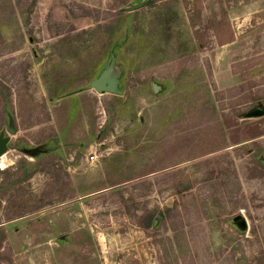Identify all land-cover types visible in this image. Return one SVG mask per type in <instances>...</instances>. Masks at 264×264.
<instances>
[{"label":"rangeland","instance_id":"1","mask_svg":"<svg viewBox=\"0 0 264 264\" xmlns=\"http://www.w3.org/2000/svg\"><path fill=\"white\" fill-rule=\"evenodd\" d=\"M0 114V264H264V0H0Z\"/></svg>","mask_w":264,"mask_h":264},{"label":"trees","instance_id":"2","mask_svg":"<svg viewBox=\"0 0 264 264\" xmlns=\"http://www.w3.org/2000/svg\"><path fill=\"white\" fill-rule=\"evenodd\" d=\"M3 121V114H0V127H2ZM132 220H134V222L132 223H134L135 225L147 229L151 227L153 223V215L151 211L146 210V212H142L141 215L133 214Z\"/></svg>","mask_w":264,"mask_h":264},{"label":"water","instance_id":"3","mask_svg":"<svg viewBox=\"0 0 264 264\" xmlns=\"http://www.w3.org/2000/svg\"><path fill=\"white\" fill-rule=\"evenodd\" d=\"M143 5V3L138 4V5H134L128 8V10L133 11L135 9H138L139 7H141ZM97 84V82L95 83ZM97 86V85H96ZM261 115V111L260 110H255L252 111L248 114V116H252V117H256V116H260ZM10 132H12V130H9ZM9 141V137L8 136H4V133L1 131L0 132V157L7 151V143Z\"/></svg>","mask_w":264,"mask_h":264}]
</instances>
